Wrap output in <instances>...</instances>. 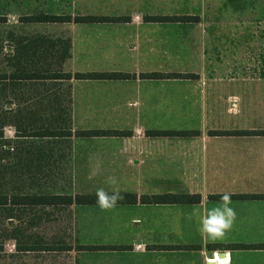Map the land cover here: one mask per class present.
I'll use <instances>...</instances> for the list:
<instances>
[{
	"label": "crops",
	"instance_id": "obj_1",
	"mask_svg": "<svg viewBox=\"0 0 264 264\" xmlns=\"http://www.w3.org/2000/svg\"><path fill=\"white\" fill-rule=\"evenodd\" d=\"M107 1V8H94L89 1L80 9L85 12L70 16L108 20H19L22 34L12 38L7 72L0 73V141L5 140L0 172L13 180V192L0 193V201L6 197L8 203L0 205V228L4 223L8 233L0 264H31L36 253L26 246L33 240L47 243L33 231L63 208L71 211L73 241L48 245L71 250L36 254L41 260L36 264L45 262L43 255L57 253L73 254V264H211L215 253H224L226 264H264V249L242 248L264 245V111L255 118L264 100H257V89L250 85L255 78L246 80V73L234 81L221 71L213 74L218 70L211 62L218 59L217 33L207 29L223 21L205 14L207 0ZM239 6L228 3L227 11H240ZM175 16L195 19H153ZM37 37L68 41L69 57L60 62V45L48 49V43L34 54ZM48 57L57 62L42 65ZM33 73L41 76L33 78ZM56 73L71 79L47 77ZM94 73L129 77L75 78ZM60 131L67 134L44 136ZM82 131L120 133L81 136ZM158 131L172 134L152 133ZM33 139L45 142L34 146ZM64 168L71 193L31 192L33 173ZM110 176L118 179L122 194L201 199L197 204L138 200L107 211L97 205L33 208L27 200L32 195H92L98 187L108 188ZM225 192L237 196L230 205L236 223L223 239L207 240L197 231L198 217L218 205L220 199L213 196ZM78 246L123 250L81 251Z\"/></svg>",
	"mask_w": 264,
	"mask_h": 264
},
{
	"label": "rangeland",
	"instance_id": "obj_2",
	"mask_svg": "<svg viewBox=\"0 0 264 264\" xmlns=\"http://www.w3.org/2000/svg\"><path fill=\"white\" fill-rule=\"evenodd\" d=\"M89 1L94 8L97 5L107 8L106 3H109L107 0H0V73L7 72V54L12 47V38L22 34L19 29L21 26L18 24L21 18L38 13L76 15L86 11L80 9L81 7H87ZM207 3L208 11H205V14L208 13V16L213 19L218 17L224 25L207 29V32L216 31L217 37L219 35V38L216 37L213 41V45H215L214 42L217 44L214 48L218 55L217 61H215L216 59L211 60L213 66L218 68L213 74L219 76L217 71H221L223 78L234 81L240 79L243 72L247 74V70H249V76L245 74L246 76L243 75V78L246 80L255 78L250 82V85L254 83L257 89V100H264V0H207ZM228 3L240 5L241 10L227 11L229 8ZM246 22H249V25L244 27L242 24ZM219 51L222 52L221 57L218 54ZM43 61L40 62L42 65L48 63L49 66L50 63L57 62V59L53 60V58L48 57ZM252 69L255 70L253 75ZM259 107L261 109H256L255 118L261 116L257 112L263 114L264 106ZM62 125L68 126L66 123H62ZM40 142H45V140L33 139L34 146H37L36 143ZM4 143L5 140L0 141V148ZM42 174L39 176V174L33 173L31 179L32 193L69 194L73 191L69 181L70 173L65 168L62 171L43 172ZM12 183L13 180L10 179L8 172L4 175L0 172V193L8 195L13 192ZM27 190L29 189L27 188ZM47 221L45 218L41 220L39 227L33 233H38L47 244H53L55 241L65 244L72 243L71 211L68 208L55 212L53 221H50V223H47ZM4 225L2 223L0 228V243L5 241L8 235L7 231L2 228ZM2 256H5L3 259L6 262L8 257L3 253ZM44 256L47 258L42 264L74 263L73 254L57 253ZM35 257L36 254H33V260L31 258L30 261L27 259L31 264L39 263L41 260ZM227 261L224 253H222V256L220 253H215L208 260L211 264H226Z\"/></svg>",
	"mask_w": 264,
	"mask_h": 264
},
{
	"label": "trees",
	"instance_id": "obj_3",
	"mask_svg": "<svg viewBox=\"0 0 264 264\" xmlns=\"http://www.w3.org/2000/svg\"><path fill=\"white\" fill-rule=\"evenodd\" d=\"M154 20L158 21H172V22H187L194 20V17L188 16H175V17H155ZM21 22L27 23H66L71 22H92L100 20H108L107 18H96V17H74L70 15H55L47 13H38L34 15H29L20 19ZM48 49L55 47V45H60L61 51L57 56V59L60 62H63L67 57H69V42L63 40L49 41L43 37H37L32 40L33 51L35 54L36 48H41L46 46ZM41 75L32 74V77H40ZM43 76V75H42ZM162 75L153 74L151 77H161ZM48 78H60V79H71L70 74H50ZM128 78V75L121 74H76V79H115V78ZM115 133L119 134L120 132H104V131H82L80 132L81 136H95L97 134H108ZM155 135H165L172 134V132H152ZM44 136H52L57 134H67V132H48ZM123 134H128V132H123ZM176 134H182L177 132ZM124 199L119 201L117 204H136L139 200L142 204H197L200 202L199 195H176V194H164V195H154V196H141L137 197L135 194H122ZM237 196H231L235 198ZM254 197V196H253ZM259 197V196H258ZM264 198V196H260ZM212 198L220 199V195L213 196ZM4 201H0V205L6 206L8 203L6 197L3 198ZM27 200H30V204L33 208L36 207H59V206H71V205H96V197L92 195H32L28 197ZM29 249L27 251H32L36 254L42 253H51L58 251H69L71 247L66 245H48L47 243L42 242L41 240H33L30 246H26ZM77 250L81 251H96V250H123L122 247H107V246H78ZM242 248H251V249H264V245L257 246H242ZM4 249L3 243H0V252Z\"/></svg>",
	"mask_w": 264,
	"mask_h": 264
},
{
	"label": "clouds",
	"instance_id": "obj_4",
	"mask_svg": "<svg viewBox=\"0 0 264 264\" xmlns=\"http://www.w3.org/2000/svg\"><path fill=\"white\" fill-rule=\"evenodd\" d=\"M108 188L98 187L95 190L96 205L107 211L114 208L124 199L119 181L115 176L107 178ZM231 205V194L223 193L217 206H214L198 217V229L200 235L210 241L223 239L229 233L237 220L236 210ZM191 219V217H189Z\"/></svg>",
	"mask_w": 264,
	"mask_h": 264
}]
</instances>
